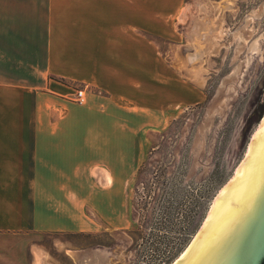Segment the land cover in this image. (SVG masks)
Instances as JSON below:
<instances>
[{"label":"rangeland","instance_id":"obj_1","mask_svg":"<svg viewBox=\"0 0 264 264\" xmlns=\"http://www.w3.org/2000/svg\"><path fill=\"white\" fill-rule=\"evenodd\" d=\"M169 28L167 39L151 38L165 63L164 125L117 146L129 159L117 162L113 178L94 170L80 180L95 192L64 194L71 206L75 197L84 201V232L41 233L0 218V264H174L184 253L264 119V0H182ZM57 81L65 86L62 100L74 108L75 91L87 99L95 90ZM144 87L146 95L154 90ZM175 94L181 101L173 104ZM3 103L0 120L29 119L19 117L16 97ZM199 212L198 229L179 251L184 223L196 222Z\"/></svg>","mask_w":264,"mask_h":264},{"label":"crops","instance_id":"obj_2","mask_svg":"<svg viewBox=\"0 0 264 264\" xmlns=\"http://www.w3.org/2000/svg\"><path fill=\"white\" fill-rule=\"evenodd\" d=\"M181 5L0 0V113L5 97L13 96L19 117L29 114L27 120H0V130L10 134L0 136V178L7 179L0 183V218L41 233L85 231L84 201L75 197L71 206L64 194L94 191L80 183L94 170L113 178L117 162L129 159L117 146L143 128L164 125L165 63L153 40L169 37V21ZM57 80L99 93L74 108L62 100L65 86ZM145 85L151 94L143 93ZM176 96L173 104L181 101Z\"/></svg>","mask_w":264,"mask_h":264},{"label":"water","instance_id":"obj_3","mask_svg":"<svg viewBox=\"0 0 264 264\" xmlns=\"http://www.w3.org/2000/svg\"><path fill=\"white\" fill-rule=\"evenodd\" d=\"M261 118L260 129L251 137L253 146L244 149V166L233 172V186L221 189L213 211H207L201 231L176 264H264V120Z\"/></svg>","mask_w":264,"mask_h":264},{"label":"trees","instance_id":"obj_4","mask_svg":"<svg viewBox=\"0 0 264 264\" xmlns=\"http://www.w3.org/2000/svg\"><path fill=\"white\" fill-rule=\"evenodd\" d=\"M161 136L164 135V134H160ZM146 167V163H144L143 165H141L138 169V172L137 174L139 176H141V174L143 173L144 171V168ZM202 199H204V201L202 203H206V201L209 199L208 196L206 197H200ZM200 205H203L201 203H199ZM203 218V212L200 214V212L198 213V218H197V221L192 223L191 225H188L187 224V227H186V223H184V226L182 228V232H183V235H184V239L182 240L181 242V245H180V249L179 251L181 250L182 246H186L191 238V236L196 232V230L198 229L199 225H200V220Z\"/></svg>","mask_w":264,"mask_h":264},{"label":"bare ground","instance_id":"obj_5","mask_svg":"<svg viewBox=\"0 0 264 264\" xmlns=\"http://www.w3.org/2000/svg\"><path fill=\"white\" fill-rule=\"evenodd\" d=\"M263 120H264V119H263ZM259 129H260V128L256 129L255 133H256ZM255 133H254V134H255ZM248 146H249V147H250V146H253V139H252L250 145H248ZM240 166H244V160H243V162L240 164ZM235 172H239V167L236 169ZM229 186H233V177L230 179V181H229L224 187H229ZM224 187H223V188H224ZM220 192H221V190L219 191V193L217 194V196H216V197L214 198V200L212 201V203H211V205H210V207H209V211H213V209H214V205H215V203H216V201H217V199H218V197H219V195H220ZM205 221H206V218L204 219V223H205ZM204 223L202 224L201 229H202ZM201 229L198 231V233L196 234V236L192 239V241L190 242V244L188 245V247L186 248V250L184 251V253L180 255V257L178 258V260H177L174 264H176L179 260H181V259L185 256L187 250L192 246V244H193L195 238L198 236V234H199V232L201 231Z\"/></svg>","mask_w":264,"mask_h":264},{"label":"built area","instance_id":"obj_6","mask_svg":"<svg viewBox=\"0 0 264 264\" xmlns=\"http://www.w3.org/2000/svg\"><path fill=\"white\" fill-rule=\"evenodd\" d=\"M70 101L74 102L78 106H83L86 103L85 91H75L70 97Z\"/></svg>","mask_w":264,"mask_h":264}]
</instances>
